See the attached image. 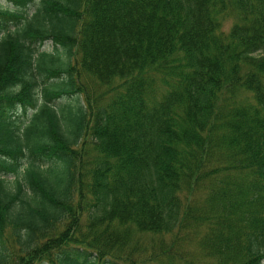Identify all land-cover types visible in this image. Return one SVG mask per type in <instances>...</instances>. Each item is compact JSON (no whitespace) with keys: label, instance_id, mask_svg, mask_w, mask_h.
Wrapping results in <instances>:
<instances>
[{"label":"trees","instance_id":"obj_1","mask_svg":"<svg viewBox=\"0 0 264 264\" xmlns=\"http://www.w3.org/2000/svg\"><path fill=\"white\" fill-rule=\"evenodd\" d=\"M0 264H264V0H0Z\"/></svg>","mask_w":264,"mask_h":264},{"label":"rangeland","instance_id":"obj_2","mask_svg":"<svg viewBox=\"0 0 264 264\" xmlns=\"http://www.w3.org/2000/svg\"><path fill=\"white\" fill-rule=\"evenodd\" d=\"M2 4L5 5V6L7 5L5 2H3ZM36 5H37V4H33V5L30 7L29 11H33V10L35 9ZM231 24H232V21H227V23H226V27H225V28H226V29H229L230 26H231ZM98 39H99V38H98ZM41 50H46V51L52 52V51H55V47H54V45H53V43H52L51 41H47L45 44L42 45ZM59 53L61 54L62 59H64V60L67 59V56H66V54H65V51H63V50L61 49V50H59ZM87 76H88V75H83L82 78L86 79V81H89V83H90V81L93 82V83H95L94 79H90V78L87 77ZM95 84H96V83H95ZM66 102H67L66 99H62V100L58 101V102L56 103V105H57V106H61L63 103H66Z\"/></svg>","mask_w":264,"mask_h":264}]
</instances>
